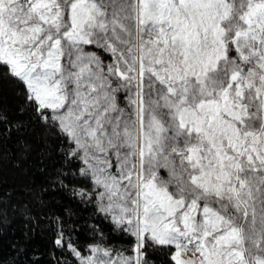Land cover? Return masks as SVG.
Instances as JSON below:
<instances>
[{
  "label": "snow or ice",
  "instance_id": "snow-or-ice-1",
  "mask_svg": "<svg viewBox=\"0 0 264 264\" xmlns=\"http://www.w3.org/2000/svg\"><path fill=\"white\" fill-rule=\"evenodd\" d=\"M0 74L121 238L68 264H264V0H0Z\"/></svg>",
  "mask_w": 264,
  "mask_h": 264
},
{
  "label": "trees",
  "instance_id": "trees-1",
  "mask_svg": "<svg viewBox=\"0 0 264 264\" xmlns=\"http://www.w3.org/2000/svg\"><path fill=\"white\" fill-rule=\"evenodd\" d=\"M0 107L10 123L0 124V264H58L75 258L53 240L59 224L78 236L83 247L93 239L92 225L114 244L121 238L111 224L81 203L73 189L84 187L69 167L58 140L42 125L19 114V97L11 80L0 74ZM17 123L23 126L16 127ZM67 185V188L61 184ZM59 218V220H58Z\"/></svg>",
  "mask_w": 264,
  "mask_h": 264
}]
</instances>
